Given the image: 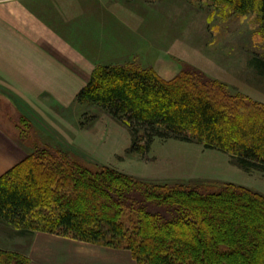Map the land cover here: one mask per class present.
<instances>
[{
	"label": "trees",
	"instance_id": "16d2710c",
	"mask_svg": "<svg viewBox=\"0 0 264 264\" xmlns=\"http://www.w3.org/2000/svg\"><path fill=\"white\" fill-rule=\"evenodd\" d=\"M202 1L229 9L237 17L255 16L264 37V0ZM252 63L264 78V55ZM75 100L125 126L131 138L129 154L143 158L154 140H175L225 154L242 170L264 173V106L229 94L198 71H181L164 80L150 69L129 64L99 66ZM106 189L111 194L106 195ZM230 201L241 208L246 202L264 210V197L241 187L146 184L109 167L89 166L50 145H34L21 163L0 177V222L18 236L44 233L124 250L135 264H256L254 253L247 249L258 245V227L253 233L236 227L239 246L233 244L231 232L219 240L213 229L206 231L204 243L190 244L185 238L191 226L177 210H195L197 224L220 225L225 209L221 203ZM149 207L168 217L155 220L158 228L157 214L148 212ZM173 222L187 231L174 236L163 225ZM0 264H29V260L0 249Z\"/></svg>",
	"mask_w": 264,
	"mask_h": 264
},
{
	"label": "rangeland",
	"instance_id": "374dc122",
	"mask_svg": "<svg viewBox=\"0 0 264 264\" xmlns=\"http://www.w3.org/2000/svg\"><path fill=\"white\" fill-rule=\"evenodd\" d=\"M116 1L124 6L99 3L98 8L109 15L107 25L93 21L97 25L93 36L97 37L94 45L99 46L100 62L124 57L125 64L150 69L164 80L181 71H198L223 85L229 94L264 106V78L252 63L254 57L264 55V37L255 16L237 17L229 9L216 8L202 0ZM3 98L0 95V127L9 132L26 157L34 145L58 146L89 166L109 167L146 184H231L264 197V173L242 170L225 154L195 143L156 139L147 156L141 158L128 153L131 144L128 129L96 107L80 106L75 99L68 107H62L49 99L43 108L48 120L39 122L47 127L45 132ZM104 192L111 194L107 189ZM243 203V208L234 201L221 203L229 211L224 209L221 218L224 224L220 225L213 221L197 224L199 214L195 210L186 207L177 210L190 223V236L185 237L188 243L206 242V231L213 229L219 240L231 232L233 244L237 245L236 227L246 233L258 227L259 243L247 251L254 253L256 264L264 263V210ZM148 212L157 214L154 216L157 228L155 220L168 219L157 209L149 207ZM163 225L176 237L180 236V230L187 231L180 222ZM39 238L42 237L35 234L18 236L13 228L0 224V249L32 256V264H135L128 251L106 253L63 237ZM244 244V247L248 244L246 238Z\"/></svg>",
	"mask_w": 264,
	"mask_h": 264
},
{
	"label": "crops",
	"instance_id": "0c3cea01",
	"mask_svg": "<svg viewBox=\"0 0 264 264\" xmlns=\"http://www.w3.org/2000/svg\"><path fill=\"white\" fill-rule=\"evenodd\" d=\"M119 2L0 0V92L6 91L0 93L3 100L39 129L48 131L39 122L48 120L43 108L49 99L68 107L97 67L127 61L116 56L109 62H100L99 46L94 45L93 30L97 31V25L93 21L107 25L109 16L98 8L99 3L124 6ZM25 158L22 148L0 127V177ZM34 234L42 240L56 237ZM91 246L106 253L123 251ZM28 259L32 264V256Z\"/></svg>",
	"mask_w": 264,
	"mask_h": 264
}]
</instances>
